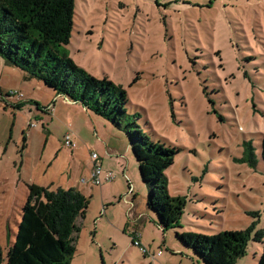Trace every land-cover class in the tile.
Returning a JSON list of instances; mask_svg holds the SVG:
<instances>
[{"label":"rangeland","instance_id":"1","mask_svg":"<svg viewBox=\"0 0 264 264\" xmlns=\"http://www.w3.org/2000/svg\"><path fill=\"white\" fill-rule=\"evenodd\" d=\"M64 49L88 74L121 87L130 120L175 149L164 174L169 195L185 202L179 227L163 231L147 208L124 124L85 113L35 79L23 84L24 73L0 57L1 88L19 92L21 84L27 94L16 111L17 99L0 92L2 259L30 184L75 188L88 199L70 264H204L177 233L264 231V0H74ZM24 96L53 110H36ZM66 133L75 149L63 145ZM94 152L102 171L115 175L112 182L91 184ZM128 186L137 195L131 211ZM138 233L150 254L161 255L133 246ZM261 252V244L249 242L235 264H258Z\"/></svg>","mask_w":264,"mask_h":264},{"label":"trees","instance_id":"2","mask_svg":"<svg viewBox=\"0 0 264 264\" xmlns=\"http://www.w3.org/2000/svg\"><path fill=\"white\" fill-rule=\"evenodd\" d=\"M73 16L74 0H0V57L5 65L24 73V80L42 82L56 95L67 97L118 128L124 124L139 175L147 187L146 206L156 214L163 231L175 229L185 202L169 195L164 172L173 165L176 151L152 141L130 120L121 87L94 78L66 55L64 47L69 44ZM33 104L37 110L45 109ZM244 153H248L249 166L254 167L251 145H246ZM260 154L264 162V135ZM27 189L15 241L6 258L0 256V264H70L77 219L84 217L88 199L75 188L50 190L30 184ZM251 227L214 235L177 233L176 238L204 264H235L245 255L248 243L256 242L262 247L258 264H264V231L252 233Z\"/></svg>","mask_w":264,"mask_h":264},{"label":"built area","instance_id":"3","mask_svg":"<svg viewBox=\"0 0 264 264\" xmlns=\"http://www.w3.org/2000/svg\"><path fill=\"white\" fill-rule=\"evenodd\" d=\"M8 98L12 99V98H16L17 101L21 100L23 98V94L19 93V92H11L8 95ZM15 99V100H16ZM49 108L52 109V107L50 106ZM48 109V108H47ZM44 110V109H43ZM70 133H66L63 137V145L69 149H75L76 148V144L75 142L72 140ZM91 161H92V170L90 173V182L92 185L94 186H101L102 183L104 182H112L115 179V175L111 172L108 173H104L101 169V167L97 164L98 161V155L96 153H92L91 156ZM83 183H85V180H82ZM126 198L124 197V201L127 202V200H125ZM128 203V202H127ZM132 245L137 247L140 252L145 255V256H151V258H154L155 256H160L161 255V251H157L156 253L150 254V252L147 250L146 247H144L141 242L139 241V238L137 235H135L132 239Z\"/></svg>","mask_w":264,"mask_h":264},{"label":"crops","instance_id":"4","mask_svg":"<svg viewBox=\"0 0 264 264\" xmlns=\"http://www.w3.org/2000/svg\"><path fill=\"white\" fill-rule=\"evenodd\" d=\"M3 63H0V65L1 66H3L2 65ZM5 65V64H4ZM6 66V65H5ZM1 72H2V67H1ZM22 82H23V84H26V83H29V82H31V81H28V80H24V75L22 76ZM19 86V92L20 93H22V94H24V95H27V94H25L26 92L24 91V87L21 85V84H19L18 85ZM0 92L2 93V94H5V95H8V93L6 92V91H4L2 88H1V86H0ZM54 94V93H53ZM54 97H55V95H54ZM59 98V97H58ZM29 98H27L26 96H24V102L25 103H28V102H32V100L30 99V100H28ZM15 102H17L16 104V106H15V110L16 111H20V109H21V107H20V105L22 104V102H23V100H19V101H15ZM14 102V103H15ZM33 103H36V102H33ZM19 104V105H18ZM38 104V103H37ZM71 104V103H70ZM41 105V104H40ZM19 106V107H18ZM49 106H47V107H44V108H48ZM36 108V107H35ZM36 110H37V108H36ZM85 113H87L88 114V111H86ZM95 153V152H94ZM98 160H99V156H98ZM93 164V163H92ZM99 166L101 165V164H98ZM101 167V166H100ZM130 185V184H129ZM136 194H135V192L132 190V187L131 186H128V192H127V195H125L124 197L126 198L125 200H128L129 199V201H128V203L126 202V204H129L131 207H130V211H131V209H133V207H134V201L136 200ZM133 206V207H132ZM129 211V212H130ZM153 221V220H152ZM137 233V232H136ZM138 238H139V241L141 240V237H142V235L141 234H139L138 233Z\"/></svg>","mask_w":264,"mask_h":264},{"label":"water","instance_id":"5","mask_svg":"<svg viewBox=\"0 0 264 264\" xmlns=\"http://www.w3.org/2000/svg\"><path fill=\"white\" fill-rule=\"evenodd\" d=\"M55 94V93H54ZM56 95V94H55ZM56 97H59V98H61V97H63L64 99V101H67L68 103H73V102H71L67 97H64V96H61V95H56ZM75 104V103H74Z\"/></svg>","mask_w":264,"mask_h":264}]
</instances>
